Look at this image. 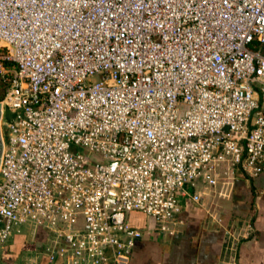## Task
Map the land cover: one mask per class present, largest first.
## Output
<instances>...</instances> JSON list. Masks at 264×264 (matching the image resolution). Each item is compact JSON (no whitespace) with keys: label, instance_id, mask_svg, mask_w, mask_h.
Wrapping results in <instances>:
<instances>
[{"label":"built area","instance_id":"2783aa9c","mask_svg":"<svg viewBox=\"0 0 264 264\" xmlns=\"http://www.w3.org/2000/svg\"><path fill=\"white\" fill-rule=\"evenodd\" d=\"M1 88L0 264L26 226L130 264L132 213L175 236L264 177V0H0Z\"/></svg>","mask_w":264,"mask_h":264},{"label":"crops","instance_id":"0c3cea01","mask_svg":"<svg viewBox=\"0 0 264 264\" xmlns=\"http://www.w3.org/2000/svg\"><path fill=\"white\" fill-rule=\"evenodd\" d=\"M262 186L264 177L240 176L231 201L213 217L184 198L178 217L183 224L175 236L149 231L148 217L132 213V227L144 236L137 241L130 264H264ZM47 240L43 230L26 226L7 244L3 260L6 264H65L61 259L50 262L42 254Z\"/></svg>","mask_w":264,"mask_h":264},{"label":"water","instance_id":"95a60500","mask_svg":"<svg viewBox=\"0 0 264 264\" xmlns=\"http://www.w3.org/2000/svg\"><path fill=\"white\" fill-rule=\"evenodd\" d=\"M1 118H2V111H1V106H0V121H1ZM2 150H3V144H2L1 128H0V161H1V156H2Z\"/></svg>","mask_w":264,"mask_h":264},{"label":"rangeland","instance_id":"374dc122","mask_svg":"<svg viewBox=\"0 0 264 264\" xmlns=\"http://www.w3.org/2000/svg\"><path fill=\"white\" fill-rule=\"evenodd\" d=\"M4 94H5V90L1 88V90H0V101L3 99ZM6 117H7V114H6ZM4 133H5V132H4ZM261 189H262V191H263V190H264V186H262ZM261 198H264V196L261 197ZM148 222H149L148 225H150L151 220L148 219ZM240 231H241V230H240Z\"/></svg>","mask_w":264,"mask_h":264}]
</instances>
